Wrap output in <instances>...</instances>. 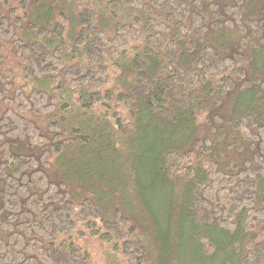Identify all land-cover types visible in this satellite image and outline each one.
I'll list each match as a JSON object with an SVG mask.
<instances>
[{
	"label": "trees",
	"instance_id": "trees-1",
	"mask_svg": "<svg viewBox=\"0 0 264 264\" xmlns=\"http://www.w3.org/2000/svg\"><path fill=\"white\" fill-rule=\"evenodd\" d=\"M0 264H264V0H0Z\"/></svg>",
	"mask_w": 264,
	"mask_h": 264
}]
</instances>
